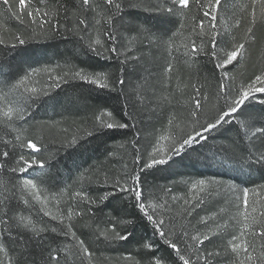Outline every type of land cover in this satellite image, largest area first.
<instances>
[{
    "label": "snow or ice",
    "instance_id": "1",
    "mask_svg": "<svg viewBox=\"0 0 264 264\" xmlns=\"http://www.w3.org/2000/svg\"><path fill=\"white\" fill-rule=\"evenodd\" d=\"M225 5L226 0H54L52 6L48 0H2L6 14L22 26V30L12 32L10 36L0 34V46L12 52L13 59L25 51V45L55 39L57 34L67 39L66 34H70L78 38L82 50L105 60L115 57L121 65H126L142 58L135 53L139 50L137 45H143L145 41L149 47H164L171 57L177 33L187 30L189 34L182 44L183 56L188 58L185 63L191 67L197 63L192 58L205 57L214 66L212 76L217 85L211 95L203 83H192L187 94L180 89L179 96L162 91L156 97V109L166 114V123L159 131L147 134L151 137L150 151L141 150L139 141L146 130L130 123L134 120L132 112H124L125 120L116 119L114 111L107 108L97 109L93 113L92 130H86L87 136L105 130L136 129L133 139L128 141L135 167L128 171L125 164L122 176L111 177L105 172L104 183L111 180L114 191L95 198L83 189L84 180L92 181L93 173L86 169L79 177L80 191L64 189L59 196H53L57 204L68 197L66 213L53 215L46 210L48 200L47 197L42 199L40 188L51 178L48 158H38L41 148L29 133L34 127L43 131L55 125L30 124L32 106L42 97H49L50 90L59 88L61 83L79 81L96 89L119 92L124 96L125 107L130 105L133 110H138V106L145 104L144 85L132 86L126 92L124 68L119 69L121 75L115 80L103 70L88 71L74 65L55 75L52 74L54 69L30 65L28 70L18 66L7 75L0 69V76L4 77L0 79V100L6 102L0 106V148L4 149L0 150V264H38L29 259L31 254L27 246L32 241L40 247L39 264H60L61 253H64V264H93V252L85 240L77 236L71 221L73 217L91 212V205L102 204L117 193L132 200L139 218L152 226L153 236L157 238H142L138 242L139 248L147 255L140 259L125 255L126 264H264V198L249 200V193H256L255 188L250 190L247 186L226 184L216 179L182 181L189 193H196L189 199L172 194L171 187L148 184L143 178L161 171L172 175L173 165L182 162L186 156L197 153L199 157L198 147L205 148L210 138L215 139L211 136L213 132L220 136L224 132L234 133L227 137L229 143L214 146L211 156L215 162L234 172H264V107L257 113L247 103L257 100L264 106V98L257 97V94L264 97V68L258 74L253 72L246 79H240L239 83L238 76L230 75L227 70L229 66L235 69L244 59L247 42L255 41L256 25L264 26V0L242 3L240 9L247 16L235 18L231 27L227 26V18L221 20L219 15L221 11L227 12ZM125 9H143L179 18L178 27L167 39L163 36L153 38L151 29L135 19H125ZM232 16H235L234 12ZM243 19L248 20L245 34L237 39L232 30L239 29ZM221 22L225 24L223 32L218 27ZM215 70H220L218 77ZM42 71L48 73V82L40 87L33 86L40 83L35 78ZM165 72L170 79L171 63L165 66ZM8 136L12 138L5 139ZM79 141L80 138L73 135L66 146L72 148ZM25 149H30L31 154L25 153ZM36 165L39 173L33 176L30 169L35 171ZM98 171V168L93 170ZM258 187L264 194V184ZM180 199L184 205L177 213L180 220L170 216V222L166 223L163 214L171 213ZM81 202L86 211L77 210ZM37 203L43 206L37 208ZM225 205L234 206L236 211L230 215ZM211 207L216 210L195 219L198 209ZM40 213L57 224L49 226L37 219ZM109 223L111 227L92 232L96 241L111 244L127 241L134 235L126 229L122 234L117 230V223ZM120 223L132 225L134 222L126 219ZM49 232L58 237L71 236L75 244L71 248L59 244L52 248L48 244L45 248L44 237ZM6 241L16 247L10 248ZM161 244L170 250L168 256L157 254ZM45 250L47 257L43 255Z\"/></svg>",
    "mask_w": 264,
    "mask_h": 264
},
{
    "label": "trees",
    "instance_id": "2",
    "mask_svg": "<svg viewBox=\"0 0 264 264\" xmlns=\"http://www.w3.org/2000/svg\"><path fill=\"white\" fill-rule=\"evenodd\" d=\"M155 2V0H153ZM249 0H226V11L219 13L221 20L227 18V26L231 27L235 18L246 17L247 13L242 12L240 5L248 3ZM50 6L54 5V0H48ZM71 7V5H69ZM250 11V10H249ZM127 15L125 19H135L138 23H142L145 27L151 29L153 38L156 36H163L165 39L172 34L178 27V19L176 17H169L166 14H159L156 12H145L143 9H125ZM193 12L196 9L193 8ZM235 16H232V13ZM250 19V17H248ZM190 23V22H189ZM207 23V21H206ZM248 20L243 19L239 29H233L237 39H241L247 27ZM218 27L223 32L225 28L224 23H218ZM22 30V26L15 19L10 18L6 14V9L2 6L0 0V34L10 36L12 32ZM63 31V29H61ZM255 41L247 42V52L240 64L233 69L228 67L230 75L238 76V83L240 79H246L253 72L259 73L264 68V26L256 25ZM188 31L185 30L182 34L177 33L176 43L170 57L162 46L153 45L149 47L147 41L143 45H137L138 51L135 55L142 57L139 61L130 62L126 65H121L119 60L113 57L110 60L97 57L94 54L82 50L80 42L77 37L68 35V38L57 34L55 39L32 42L23 46L25 51L13 59V53L5 46H0V69L7 75L10 71H16L18 66L28 70L29 65L35 68H49L54 69L53 75L67 71L70 65L76 67H84L88 71L103 70L111 74V78L115 80L121 75L120 68H124V77L126 79L125 91L128 88L136 85H144L142 91L145 95V104L138 106V110H133L129 105L125 107L126 101L124 96L119 92H111L108 90H100L84 84L79 81H70L69 83H61L59 88L50 90L49 97H42L38 104L32 106L29 123L36 125L53 124L55 127L43 131L37 128H32L29 135L35 138L37 146L41 148V153L38 158L47 159V165H50L51 178L47 184H41L42 199L47 197L48 203L46 210L53 215L60 212H65L68 206V197H65L57 204L53 196H59L64 190L68 189L70 192L80 191L81 183L79 177L86 169L92 172V181H83V189L88 192L93 198L103 195L106 192H112L114 189L111 186V180L105 184L104 174L107 172L109 176H122L124 165H128V171L133 167V156L131 146L128 143L133 139L136 129H113L105 130L100 134H94L88 137L86 130H92L93 113L99 108H107L114 111L116 119H127L124 112H132L134 120L130 123H135L137 128H144L146 131L142 133L139 144L141 150L148 149L150 151L151 137L148 133L159 131L163 123H166V114H162L161 109H156V97L163 91L165 94L173 92L175 95H180V89H183L185 94L190 91L192 83H203L206 85V91L211 95L216 91L217 80L213 78L212 72L213 64L208 63L203 56L194 57L197 63L191 67L185 63L188 58L183 56L184 37L188 36ZM196 39L195 36L192 37ZM199 43V41H197ZM179 48V51H175ZM120 59H123L121 57ZM23 61V62H22ZM67 62V64H66ZM171 63L173 65V72L171 78H167L165 66ZM59 66V67H58ZM220 70H215L218 77ZM21 74H23L21 72ZM207 78V79H205ZM0 79L4 77L0 76ZM40 83V87L48 82V73L41 72L35 78ZM189 85V87H185ZM258 98H264L257 94ZM5 101L0 100V106ZM251 105L252 110L259 113L261 106L257 100L247 102ZM155 110V111H153ZM181 110V109H177ZM142 122V123H141ZM228 126L226 125L225 128ZM67 129V132H64ZM234 133L224 132L223 136L213 132L211 134L215 139L210 138L207 141L205 148H199V157L197 153H192L191 156H186L180 163L173 165L171 172L161 171L143 177L148 184L157 185L160 187H171L173 193L178 197L191 198L196 195L195 192L189 193L187 186L182 181H195L199 179L205 180H222L226 184H240L241 187L247 186L251 189L255 188L256 193L250 191L249 200H259L264 198L261 193L259 185L264 184V172L259 170L251 173H239L230 171L226 166H221L212 159L211 153L215 150L214 146L227 144L229 141L227 137ZM2 135V133H0ZM76 135L80 138L79 144L72 148L66 146L68 140ZM8 136L5 139H10ZM123 145V147H121ZM0 150H4L0 148ZM25 153L31 154L30 149H25ZM109 153H114L109 155ZM179 159V158H176ZM98 168V172H93ZM35 171L30 169L33 176L39 173L38 165L34 166ZM27 176L28 174H24ZM246 183H241V182ZM175 182V183H173ZM219 199V198H218ZM75 203V201H72ZM222 203V201H221ZM37 208L42 207L37 203ZM229 208V214H233L236 209L232 205H225ZM92 211L87 215L73 217L71 223L77 232L80 239L85 240L86 245L90 247L93 252V264H126L123 257L131 254L135 259H140L141 256H146V252H141L139 248V241L143 239H157L153 236L152 226L147 224L146 220L140 219V214L137 209L133 207L131 199H126L125 194L117 193L115 197H110L108 201L102 204H95L90 206ZM183 199H180L173 207L171 213H165L164 219L166 223L170 222V216H175L176 220H180L177 213L183 210ZM87 210L86 206L81 202L80 208ZM216 210L215 207L198 209L195 214V219L199 216L208 214L209 211ZM42 219L45 224L55 226L57 221H52L50 217H44L42 213L37 217ZM131 219L132 225H125L120 221ZM192 219V218H190ZM193 219V222H195ZM117 223L118 231L124 234L125 229L133 232L134 235L127 241H116L111 244L98 242L92 232L105 227H111V223ZM68 221L65 220V224ZM211 223V222H210ZM46 240L45 248L50 244L52 248H56L57 244L61 247L68 245L69 248L75 244L71 236L63 237L56 236L52 233H47L44 237ZM102 239V238H101ZM10 248L16 247L10 241H6ZM182 246V245H181ZM211 247V245H208ZM31 254L29 259L36 260L39 264L40 247L36 241H32L27 246ZM170 250L163 244L160 245L158 255L168 256ZM55 254V253H53ZM44 257H47L48 252L45 250ZM64 253H61L60 264H64ZM2 258V257H0ZM195 259V256H192Z\"/></svg>",
    "mask_w": 264,
    "mask_h": 264
}]
</instances>
